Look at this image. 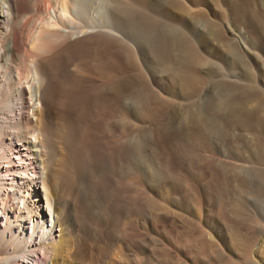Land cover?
Segmentation results:
<instances>
[{"label":"bare ground","instance_id":"6f19581e","mask_svg":"<svg viewBox=\"0 0 264 264\" xmlns=\"http://www.w3.org/2000/svg\"><path fill=\"white\" fill-rule=\"evenodd\" d=\"M63 1L0 0V264L107 263L100 256L109 260L107 264H130L133 252L127 242L134 230L126 222L131 213H147L151 201L150 196L132 194L133 186L124 181L131 165L138 161L148 167L158 153L167 148L174 151L177 135L188 130L195 143L203 145L205 132H209L207 109L219 111L230 123L264 129V93L258 86L228 85L227 96L217 102L211 97L213 92L203 111L197 105L193 110L190 104L178 106L188 115H167L158 126L141 130L140 138H124L117 126L115 104L141 84L137 86L130 75L116 80L110 72L113 63L132 53L121 37L138 38L149 64L155 63L156 70L163 68L165 79L161 82L166 83L176 77L174 62L169 72L164 68L174 60L176 34L156 26L141 31L139 15L127 7L131 0ZM172 2L189 16L201 14L179 0ZM103 11L109 18L107 30L102 28ZM231 11L234 22L245 24L264 50V4L233 0ZM225 26L228 31L229 24ZM215 34L212 32L206 44H227V36ZM72 91L79 93L73 99ZM91 111L96 115L95 129L112 137L109 149L113 152H95L92 146L97 139L83 147L87 121L94 117ZM237 138L245 139V135ZM174 153L177 161L186 155ZM206 160L205 167L197 163L201 171L209 165L213 168L199 189L196 221L189 220V226L179 231L180 242L175 237L182 249L175 247L172 237L161 248L164 263L264 264V241L254 250L264 233V211L258 219L230 214L222 201L248 175H260L264 180V170L224 158L208 156ZM163 171L155 181L159 186L173 177ZM210 200L213 207L205 216V202ZM181 220L188 222L184 217Z\"/></svg>","mask_w":264,"mask_h":264},{"label":"rangeland","instance_id":"374dc122","mask_svg":"<svg viewBox=\"0 0 264 264\" xmlns=\"http://www.w3.org/2000/svg\"><path fill=\"white\" fill-rule=\"evenodd\" d=\"M179 1L186 8L199 9L201 14L197 15V17L189 16L186 12L180 11L172 0H155V4L152 1L151 4L141 0H131L129 1L130 4L128 3L127 5L131 11L139 15V27L141 31L145 30L144 28L146 27L153 29L156 26L161 28V30L162 28L163 30L167 28L176 34V45L172 53L174 60L169 61L166 66L164 65L165 71L169 72L172 69L171 62H174L173 72L176 77L171 80L166 79V83L161 82V80L165 79L162 73L164 72L163 68L161 67L160 70H156L154 68L156 67L155 63H152L153 65L149 64V61L143 56L139 47L138 38H129L124 35L121 37L122 41L128 46L127 49L132 53L130 57L122 58L123 60L120 58L115 65L113 63L114 69L112 68L113 70L110 72L115 75L116 80L130 75L135 78L137 86L139 84L142 85L137 87L138 90H131L130 94L128 93L129 96L127 95L125 100L120 101V104L119 102L115 104L114 110L119 120L117 126L120 134L124 135V138L135 136L134 139L136 140L140 138L137 134L141 130L158 126L160 121L174 113L179 114V118L182 114L187 116L188 112H183L185 110L179 109L178 106L181 107L185 104L197 105V109L203 111L207 98L213 92L215 93L211 97H215L214 99L217 102L219 98L227 96L228 85H250L257 89L259 87V91L264 93V90H262L264 89V50L258 39L252 38L245 24H236L234 22L231 15L233 0ZM62 2L64 1L61 0L60 3ZM260 4L263 5L264 0H260ZM158 5L159 9L157 8ZM50 15H53L52 10ZM107 16V13L103 11L102 22L104 26L102 28L104 30L109 29L107 23L109 18ZM210 23L213 25L212 27ZM226 23L229 24V29H233V34L229 29L227 31ZM221 31L222 33H220ZM212 32L216 33L214 37L219 36V34L227 36L228 38L224 37L228 41L225 44L226 46H217L211 42L210 44H206L205 40L211 39ZM167 41L169 43L170 40ZM249 50L251 54L247 52ZM154 62L157 61L154 60ZM109 67L112 66L109 65ZM76 94L78 95L79 93L72 91L70 97L73 99ZM194 108L196 107L193 106L191 109L193 110ZM207 111L210 116L206 129L209 132H205L204 146L195 143L192 139V132L188 130L184 135H177V141H175L173 146L176 153L186 154V158L184 157V159L177 161L174 151H171V148H167L161 154L158 153L155 159L150 161L148 167L146 165L143 166L138 161L134 162L131 165L132 169H129L131 174L128 173L129 175L126 174L125 178L123 177L125 182L134 187L131 189L132 194L134 193L135 196L147 195L150 196L148 198L151 200L147 213L138 211L131 213L126 222L127 225L132 224L131 226L134 230L130 236V241L127 242V245L131 246L133 252L132 257L129 258L130 264H165L161 248L171 242L170 237L174 238V245L179 249L180 240L177 235L182 228H187V225L189 226L190 221L195 223L197 206L201 200L199 199V189L205 183L204 181L209 179V174H211L210 168H213V165H209L202 171L199 168L200 164L201 166L203 165L202 167H205L204 165H206L208 156L221 160L224 158V161L235 160L236 163L240 162L239 164H241L242 162L247 167L264 170V129H256L252 124L242 126L233 122L230 123L219 115V111H213V109H207ZM91 112L92 115L94 114V117L93 120L89 119L87 121V129L84 133L87 137L84 136L83 147L86 148L97 139L92 146L95 152H113V150L109 149L112 137L102 129H95V125L93 124L96 122V115L94 111ZM104 114L106 115L107 113L104 112ZM93 127L94 130L91 129L92 131H90V128ZM94 133L95 136H93ZM240 134L245 135V139L237 138V135ZM251 138H253L254 142ZM98 147H102L100 148L101 151L97 149ZM87 152L89 151L87 150ZM164 169L170 172V175H173V177H170L172 180L169 179L159 186L155 181L158 174L160 177L163 176ZM252 175H248L245 178V182L234 192L231 191L226 196H223L222 201L227 213H243L252 215L255 219H258L262 215L264 211V180L260 179V175H256L255 177ZM210 201L205 202L208 204L205 205V216L213 207V202L212 200ZM151 204L155 206L159 205L157 208L159 211L154 209L155 206L153 207ZM165 210L167 212L170 210L171 212L164 214L163 211ZM153 212L154 214H152ZM181 217H184L188 222L182 221ZM168 231L173 232V236L165 235ZM175 237H177L179 242ZM259 237L254 250L264 241V233ZM100 257V260L102 259L108 263L109 260L107 258H104V256Z\"/></svg>","mask_w":264,"mask_h":264}]
</instances>
